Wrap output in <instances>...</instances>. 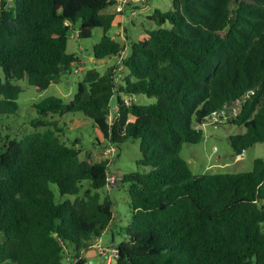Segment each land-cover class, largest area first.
<instances>
[{
    "label": "trees",
    "instance_id": "obj_1",
    "mask_svg": "<svg viewBox=\"0 0 264 264\" xmlns=\"http://www.w3.org/2000/svg\"><path fill=\"white\" fill-rule=\"evenodd\" d=\"M8 1L0 0V115L18 113V81L46 89L85 64L67 50L72 28L79 39L102 28L92 55L121 60L104 73L89 69L70 102L43 98L31 120L36 130L6 138L0 264H62L68 243L83 264L81 250L116 218L110 184L127 187L132 212L113 264H264V158L250 171L195 174L181 156L185 143L203 140L208 116L236 102L230 122L245 131L230 136L234 151L264 142V0H173L149 16L158 28L125 56L109 34L117 12H103L116 0ZM139 95L153 101L138 103ZM75 112L117 149L140 140L139 168L111 183L109 159L91 161L61 139L57 120L42 119Z\"/></svg>",
    "mask_w": 264,
    "mask_h": 264
},
{
    "label": "rangeland",
    "instance_id": "obj_2",
    "mask_svg": "<svg viewBox=\"0 0 264 264\" xmlns=\"http://www.w3.org/2000/svg\"><path fill=\"white\" fill-rule=\"evenodd\" d=\"M173 0H137L131 1L120 14L115 10V6L107 7L103 12H117V17L109 30V34L116 37L125 45V56L129 50V44L132 41H138L147 37V31L158 28L155 21L149 18L156 9L168 11L172 8ZM8 3L11 5L12 1ZM78 28V25H76ZM164 26H170L166 23ZM103 35L102 28H95L90 38L79 39L76 28H72L69 34L67 50L70 53H77L84 59L85 64L73 69L71 73L63 74L59 82H53L48 88L40 89L30 85L26 80L18 81L23 88L20 93L18 103L19 110L17 114L0 115V126L3 139L0 141V153L6 138L22 139L24 136L34 132L36 128L32 126L31 120L38 117V111L35 104L43 98L49 96L62 97L66 102H70L77 90L78 84L84 79L89 69L96 68L104 73L110 66L115 65L121 60L119 56H111L105 60H95L93 46ZM123 77L126 73L120 70ZM120 76V79L122 77ZM0 77L4 78L3 71L0 67ZM127 102L131 101V96L124 95ZM138 103L146 104L153 101L146 95L137 97ZM117 99H112V114L117 111ZM44 121L57 120L63 128L59 133L61 139L66 141L69 146H75L83 149L89 154L91 161L109 159L113 176L117 179L124 173L137 170V161L141 158V141L129 139L124 142L118 149L111 145L105 138L101 130L94 125L92 120L86 117L82 112L67 113L63 116L52 115L43 116ZM204 132L203 140L197 144L185 143L181 156L189 163L191 170L195 174L203 173H236L250 171L253 168L254 160L258 157L264 158V142H257L244 151V155L239 158L238 154L230 141V136L245 131L244 126L233 124L230 121L226 123H213L210 121L200 125ZM44 127H40L42 130ZM77 140H79L77 142ZM84 152V153H85ZM57 196L60 198L56 185H52ZM114 200L115 220L110 224L108 229L98 239L92 241L88 249L81 250V257L85 259L83 264H113L114 254L117 250V244L124 238V226L128 225L131 220V208L129 206V197L127 187L121 184L109 185L108 190ZM84 192V188L81 194ZM74 198V197H72ZM4 234L0 231V241ZM79 252L68 243L66 256L62 264H78L77 258Z\"/></svg>",
    "mask_w": 264,
    "mask_h": 264
},
{
    "label": "built area",
    "instance_id": "obj_3",
    "mask_svg": "<svg viewBox=\"0 0 264 264\" xmlns=\"http://www.w3.org/2000/svg\"><path fill=\"white\" fill-rule=\"evenodd\" d=\"M131 1L137 2V0H116L115 10L120 14H122ZM239 110H240V102H236L232 105H225L222 108L215 110L210 116H208L207 121L213 123L229 122L232 119L236 118V115L239 113ZM242 154H244V151L243 153L239 154L238 157L241 158ZM114 181H115V177L112 176L110 178V182L113 183Z\"/></svg>",
    "mask_w": 264,
    "mask_h": 264
},
{
    "label": "crops",
    "instance_id": "obj_4",
    "mask_svg": "<svg viewBox=\"0 0 264 264\" xmlns=\"http://www.w3.org/2000/svg\"><path fill=\"white\" fill-rule=\"evenodd\" d=\"M244 154H242V156H243Z\"/></svg>",
    "mask_w": 264,
    "mask_h": 264
}]
</instances>
